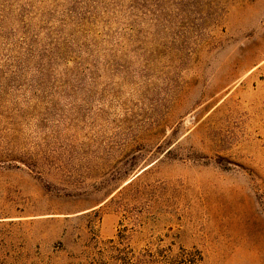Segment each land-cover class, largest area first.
I'll return each instance as SVG.
<instances>
[{
  "label": "rangeland",
  "instance_id": "rangeland-1",
  "mask_svg": "<svg viewBox=\"0 0 264 264\" xmlns=\"http://www.w3.org/2000/svg\"><path fill=\"white\" fill-rule=\"evenodd\" d=\"M0 264H264V0H0Z\"/></svg>",
  "mask_w": 264,
  "mask_h": 264
}]
</instances>
